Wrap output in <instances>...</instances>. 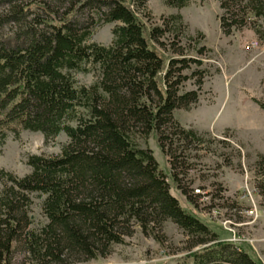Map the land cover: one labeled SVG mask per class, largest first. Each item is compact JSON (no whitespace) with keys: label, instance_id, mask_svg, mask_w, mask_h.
I'll use <instances>...</instances> for the list:
<instances>
[{"label":"trees","instance_id":"1","mask_svg":"<svg viewBox=\"0 0 264 264\" xmlns=\"http://www.w3.org/2000/svg\"><path fill=\"white\" fill-rule=\"evenodd\" d=\"M147 1L0 0V146L23 129L45 140L59 132L67 137L59 154L31 155L29 173L1 172L0 264L12 263L17 250L22 264H80L107 255L135 225L162 241L166 220L182 229L188 249L200 247L188 254L194 264H261L183 209L151 150L136 143L154 134L172 182L192 201L175 172L174 141L200 136L172 112L197 101L203 60L180 46L186 25L179 13L146 28L137 12ZM187 1L165 3L179 8ZM218 3L223 34L250 27L264 40V0ZM98 22H118L109 45L87 42ZM165 35H172L167 43ZM91 68L97 81L78 85L73 72ZM191 77L196 88L182 90ZM255 102L264 112V88ZM32 193L44 195L46 221L38 229L29 228Z\"/></svg>","mask_w":264,"mask_h":264},{"label":"rangeland","instance_id":"2","mask_svg":"<svg viewBox=\"0 0 264 264\" xmlns=\"http://www.w3.org/2000/svg\"><path fill=\"white\" fill-rule=\"evenodd\" d=\"M4 8L0 4V11ZM177 13L186 25V37H181L179 44L185 53L203 60L204 70L197 101L189 109L172 112L182 127L200 136L190 144L174 141L179 155L175 172L189 189L192 201L172 182L168 156L161 152L154 134L137 136L136 143L151 150L159 170L167 175L169 192L183 209L209 225L221 240L264 264V112L255 102L262 98L264 88V40L250 27L223 34L218 0H188L179 8L165 0H148L145 10L137 15L150 28ZM116 24L98 22L87 42L109 45ZM165 36V43L172 39V35ZM196 42L207 51L196 53ZM194 68L192 64L186 73L190 75ZM72 75L78 85L89 86L97 81L98 69L77 70ZM195 88V78L191 77L181 89ZM66 140L64 132L48 140L39 131L23 129L9 134L0 146V188L5 172L18 177L29 173L31 155H57ZM195 188L200 189L198 194ZM30 198L29 228L38 229L46 221L41 207L44 195L32 193ZM162 233L164 238L158 241L135 225L132 234L122 243H113L107 255L80 264H194L188 254L200 247L188 249L189 239L182 229L166 220ZM23 257L21 250L15 251L10 264H22Z\"/></svg>","mask_w":264,"mask_h":264},{"label":"built area","instance_id":"3","mask_svg":"<svg viewBox=\"0 0 264 264\" xmlns=\"http://www.w3.org/2000/svg\"><path fill=\"white\" fill-rule=\"evenodd\" d=\"M253 44H254L255 46L258 45L257 42H252V45H253ZM194 192L198 194V193L200 192V189H199V188H195V189H194Z\"/></svg>","mask_w":264,"mask_h":264}]
</instances>
